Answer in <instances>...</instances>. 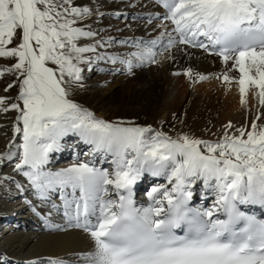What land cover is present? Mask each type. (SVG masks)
Instances as JSON below:
<instances>
[{
  "label": "snow or ice",
  "instance_id": "1",
  "mask_svg": "<svg viewBox=\"0 0 264 264\" xmlns=\"http://www.w3.org/2000/svg\"><path fill=\"white\" fill-rule=\"evenodd\" d=\"M152 5L162 10L136 18L146 17L145 27L154 35L112 37L91 26L104 13L89 4L0 0V58L14 61L0 65V76L15 77L5 92L18 89L14 96L0 95V115L14 113L10 125H0L11 132L0 149V165L11 164L21 175L15 182L19 193L31 190L42 204H51L44 216L25 199L47 227H75L90 238L87 250L71 254L74 260L49 257L47 264H264L259 111L250 123L229 121L222 135L202 139L97 116L73 98L85 86L86 70L132 74L196 50L219 59L223 68L215 75L238 84L242 104L252 88L264 106V0H152ZM114 44L131 49L106 50ZM101 61L113 68L99 67ZM182 72L193 83L208 78L191 67ZM69 137L76 142L67 143ZM78 143L87 151H75ZM65 147L73 149L72 162L53 168L52 154ZM147 177L164 182L157 179L147 189V201L134 199V186ZM197 188L200 202L194 203ZM61 208L62 224H53L52 212Z\"/></svg>",
  "mask_w": 264,
  "mask_h": 264
},
{
  "label": "bare ground",
  "instance_id": "2",
  "mask_svg": "<svg viewBox=\"0 0 264 264\" xmlns=\"http://www.w3.org/2000/svg\"><path fill=\"white\" fill-rule=\"evenodd\" d=\"M106 2H109L108 5ZM106 2L103 0H76L77 4H89L104 13L98 21L91 22L93 28H97V24H106L111 13L114 15L120 13L124 19L118 28L119 31H116L115 34L112 33L115 37H150L155 34L145 27L148 23L146 17L144 19L136 18L148 12L162 10L154 7L152 0H108ZM155 23L159 24L160 22L155 21ZM127 49H131V44ZM102 62L106 66L100 64L101 68L113 65L111 62ZM118 65L117 63L115 66ZM185 67H191L194 72L201 73L208 78L197 79L193 83L188 76L183 74L182 69ZM222 68L223 65L217 57L201 55L196 50H193V55L190 57L177 54L176 60L173 61L134 68L132 74L124 72L116 76L113 75V84H111L113 88H105L106 93L100 95L86 107L92 111L102 109L103 117L110 120L124 117L142 125L151 124L171 135L174 134V131L183 129L202 139H216L223 134L222 127L229 121L235 126L249 123V120H216L217 118L215 120H193L197 114L190 108L191 103L189 104L192 95L189 90H192V84L199 85L197 92L201 96H208V98L214 96L218 100L222 98V104L226 107L230 106L232 100L235 105L237 101H240L238 84L236 82L225 84L215 75L220 73ZM172 74L175 77L170 80L169 77ZM109 87L112 86L109 85ZM130 92H133V97L130 96ZM252 95V88H250L247 93L248 104L253 102ZM3 117L5 116L0 115V118ZM190 117L192 120H179L181 118L190 119ZM222 119L225 118L222 117ZM11 121L2 122L0 120V125H10ZM161 121L164 123L161 124ZM10 138V127H0V149L4 148ZM75 142V137L68 138L67 143ZM75 151L84 152L87 151V147L83 143H78ZM108 159L110 160V157ZM72 160L73 149L68 147L54 152L51 156L53 168L66 166ZM104 166L107 167V163ZM8 177L13 179H8ZM21 179V175L13 171V165H0V264H23L26 260L36 258H40L47 264L49 257L74 260V256L71 254L87 250L91 241L83 230L75 227L69 228L66 225L60 229L49 228L44 224L41 216L31 211L25 202L26 198L31 200L44 216L48 215L51 204H42L31 190L24 194L19 193L15 188V182ZM157 179L159 178L147 177L137 183L139 188H143V196H139L137 200L147 201L145 193ZM159 182L163 183L164 181L159 179ZM194 196L199 197V188ZM62 215V208L58 211L53 210L50 217L51 222L62 224Z\"/></svg>",
  "mask_w": 264,
  "mask_h": 264
},
{
  "label": "rangeland",
  "instance_id": "3",
  "mask_svg": "<svg viewBox=\"0 0 264 264\" xmlns=\"http://www.w3.org/2000/svg\"><path fill=\"white\" fill-rule=\"evenodd\" d=\"M103 1L106 2L108 0H103ZM108 3L106 2L107 5H108ZM123 19H124L123 16H121V15L117 16L116 14L114 15L111 13V15L108 16L107 23L104 25L97 24V28L104 29V31L100 33L101 35L115 37L114 35H112V33L113 34L116 33L119 26H121L120 24H122ZM157 21H159V20H157ZM93 23H95V22H93ZM128 46H130V44H128ZM128 46L127 45L121 46L118 44L117 45L114 44V45H111V47L108 50L107 49L106 50L107 51L111 50V52H118V51L123 52V51L127 50ZM101 51H104V50H101ZM13 62L14 61L12 59H9V58H0V65H10ZM100 64L106 66V64L102 61L100 62ZM100 64H99V67H100ZM104 66H102V67H104ZM115 67L120 68L121 66L118 65ZM110 68H113V65L109 66L108 68H105V69H110ZM124 72L125 71H119V72H117V71H98L96 69L89 72L86 70L85 71V80H84L85 86L83 89L76 91L73 98L78 103H81L82 105H84L86 107L88 104H91L93 101H95L100 95H103L104 93H106L105 88H110V89L113 88V85H111V84H113L112 83V80H113L112 76L113 75L116 76V75L124 73ZM178 72H181V71L178 70ZM173 75L174 74H172L169 77V79L175 77ZM12 79H15V77L12 76L11 74H5V75L0 76V95H7V96H14L15 95V93L18 90L15 85L11 89H9L7 92L4 91L5 86ZM170 80H172V79H170ZM109 85L112 87H109ZM198 86H196V85L194 86V84H192L191 85L192 90L191 89L189 90L190 92H192V93H190L192 95H191V98L189 100V104L191 103L190 108H192L193 111H195L197 114V115L195 114L196 116L194 117L193 120H215L217 118L216 120H218V119L219 120H249V123H250L251 119L256 115L257 111H259L262 115L257 120V123L258 124L264 123V106H261L259 104L258 99L254 95H252V99H253L252 101L253 102H251V104L247 103L246 105H244L240 101L239 102L237 101V103L235 105L234 101L230 100L232 103H230L229 107H226L222 104V98L218 100V99H215L214 96H211V98H208V96H204V95L201 96V94L199 95V93L197 92ZM254 91H255V89H252V92H254ZM130 93H129L130 96L133 97L134 96L133 92H130ZM197 95H198V97H197ZM96 110H98V111H96ZM96 110H94L93 112L97 116H104L102 109H96ZM224 110H225V112H224ZM200 114H201V116H200ZM223 114H224V116H223ZM222 117L225 119H222ZM13 118H14V113L11 112V113H8L5 117L0 118V120L2 122H7L9 120H13ZM179 120H192V118L191 117H190V119L181 118ZM178 132H186L190 136L199 138V136L193 134L192 132L186 131L183 129H179V130L174 131V134L172 136H175ZM169 135H171V134H169Z\"/></svg>",
  "mask_w": 264,
  "mask_h": 264
}]
</instances>
